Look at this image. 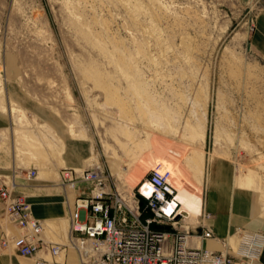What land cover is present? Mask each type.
<instances>
[{"label": "rangeland", "instance_id": "1", "mask_svg": "<svg viewBox=\"0 0 264 264\" xmlns=\"http://www.w3.org/2000/svg\"><path fill=\"white\" fill-rule=\"evenodd\" d=\"M261 13L264 0H0L1 97L13 118L0 151L26 171L38 163L27 149L10 151L19 134L60 147V159L67 137H88L87 160L95 155L114 177L151 132H196L203 153L233 163L234 185L264 210V54L253 41ZM66 248L46 257L67 264Z\"/></svg>", "mask_w": 264, "mask_h": 264}, {"label": "built area", "instance_id": "2", "mask_svg": "<svg viewBox=\"0 0 264 264\" xmlns=\"http://www.w3.org/2000/svg\"><path fill=\"white\" fill-rule=\"evenodd\" d=\"M36 173L34 166L25 171L28 178ZM112 180L97 160L82 168L61 167L62 186L89 185L87 194L65 198L68 235L63 243L42 237L43 220L32 214L23 193H13V180L0 174V247L31 257L33 264H66L38 252L43 249L53 257L67 246L75 250L79 264H256L264 239L259 231L240 230L226 251L188 242L192 230L179 222L185 214L178 209L171 170L162 163L151 167L130 194L118 192ZM212 235L211 227L204 226L199 236Z\"/></svg>", "mask_w": 264, "mask_h": 264}, {"label": "crops", "instance_id": "3", "mask_svg": "<svg viewBox=\"0 0 264 264\" xmlns=\"http://www.w3.org/2000/svg\"><path fill=\"white\" fill-rule=\"evenodd\" d=\"M253 41L264 54V13L259 14L257 17ZM7 87L10 89V86L6 84ZM12 125L11 112L8 108L0 107V131L10 129ZM66 143L67 145L61 155L62 163L53 164L51 171L49 170L52 177L50 175L41 177L42 175H39V168L37 167L36 176L28 178L24 169L18 170L20 167L14 157L4 150L0 151V174L9 181L13 178V193L24 194L25 199L31 204L32 214L42 219L45 223L42 237L54 242L65 238L68 233L66 222L68 220L65 219L67 214L66 196L69 198L71 195L87 194L89 190L87 183H77L72 187L73 189L62 186L59 181L60 169L66 165L74 167L84 166L87 158L95 149L93 140L88 137L69 136L66 138ZM117 165L123 166L125 162H117ZM203 165L204 170L200 180L202 198L200 214L196 221H188L186 217L179 219L181 224L191 227L192 231L187 238L188 242L192 245L207 247L212 250L226 251L232 249L233 244L237 241V236L235 237V235H238L240 230L264 233V210L258 203H255L253 192L234 185L235 168L233 163L220 155L209 157L204 149ZM111 186L122 194L115 176ZM174 188L176 197L177 188L175 186ZM178 205L181 206L180 201H178ZM2 212V203L0 201V216ZM55 219H61V227L57 226L56 234H53L51 229L56 222ZM155 226L162 229L171 228L170 225ZM204 226L211 227L213 233L211 237L203 238L199 236ZM46 227L52 232L54 239L47 233ZM232 237H234L233 241H231ZM38 254L47 255L43 249ZM30 259L33 264V259L29 256L18 253H13V255L0 253V264H30ZM254 261L256 264H264V239L260 252Z\"/></svg>", "mask_w": 264, "mask_h": 264}, {"label": "bare ground", "instance_id": "4", "mask_svg": "<svg viewBox=\"0 0 264 264\" xmlns=\"http://www.w3.org/2000/svg\"><path fill=\"white\" fill-rule=\"evenodd\" d=\"M2 90L3 87L1 85V75H0V107L6 109L7 104L5 105L4 103L5 101L1 97ZM196 113L197 112H195L194 110V114ZM195 126H198L199 130L203 131L204 127H203L202 119L197 117ZM165 129L167 130L168 128H164L162 133L160 134L159 133L157 134V132L155 133L151 132L147 146L145 144L142 145V147H140L142 143H140L139 145L137 140H134L135 144L138 143L137 144L138 147L137 148L134 147L135 151L133 155H137L135 161L132 164L124 165V167L122 166L121 168L115 166L113 171L114 175L120 185V188L123 189L122 194L126 195L132 193L133 187L135 186L137 181L141 179L151 167H153L157 163H162L171 170V182L177 188V193L175 198L181 203V206H179L178 209L183 213L185 212L184 217H186L188 221H196L197 217L200 214L201 203H202L201 192H200L201 190L200 180L204 170L203 168L204 153L201 150L202 145L198 143L195 137L196 132L195 134L189 136L184 135L183 137L179 134L177 137H175L176 136L175 132L170 133L168 132V130L166 131ZM181 130L183 133V129ZM189 130L194 132L192 129ZM27 136H30V134H28ZM34 138L36 140L35 136ZM131 139L133 138L131 137ZM35 140L34 141L30 140L24 137L23 135L19 134L17 138V141H19L18 144L16 143L12 144L13 149H11L12 148L11 146L10 151L18 150L20 152L21 151L24 152L23 150L27 149V151L31 153V158L36 160V162L38 163L37 165L40 170L39 175L41 174L42 175L41 177L43 176L47 177L51 173L49 172L50 170L49 168L53 164L52 163L53 160L57 161L58 163H62L58 154L61 148L50 147L49 150L47 151L46 149L45 150L42 149L40 145L38 144L36 145ZM43 141L46 142V144L52 143V142H48L49 139L44 137H43ZM8 150L9 149H6L7 152ZM16 159L19 158L17 157ZM92 160L96 161L95 155L90 157V159H88L87 161H92ZM50 176L52 177V175ZM172 206L173 203L170 205L169 208H171ZM65 219L68 220L67 217H65ZM55 221L57 222L56 226L61 227V219H55ZM236 236L237 234L235 235V237ZM233 240L234 237L231 238V241ZM64 251H65L64 249L63 250L61 249L60 252L57 254V258H59L60 255L64 253ZM66 261L67 264H79L72 247L68 252Z\"/></svg>", "mask_w": 264, "mask_h": 264}, {"label": "water", "instance_id": "5", "mask_svg": "<svg viewBox=\"0 0 264 264\" xmlns=\"http://www.w3.org/2000/svg\"><path fill=\"white\" fill-rule=\"evenodd\" d=\"M182 213H183V212H182ZM183 214H185V212H184ZM178 217H179V213H178V214H176L175 218H178Z\"/></svg>", "mask_w": 264, "mask_h": 264}]
</instances>
